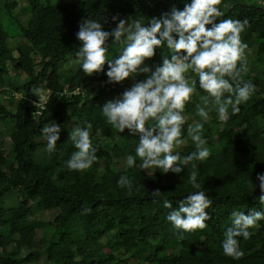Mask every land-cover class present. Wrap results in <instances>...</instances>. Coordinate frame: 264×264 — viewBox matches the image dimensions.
<instances>
[{
  "label": "trees",
  "instance_id": "obj_1",
  "mask_svg": "<svg viewBox=\"0 0 264 264\" xmlns=\"http://www.w3.org/2000/svg\"><path fill=\"white\" fill-rule=\"evenodd\" d=\"M1 1L0 82L3 74L8 72L6 62L9 60L25 73L27 80L14 111L0 107V115L4 114L13 124L9 138L15 161L14 164L6 163V156L0 149V197L17 189L33 205L26 206L25 200V214L16 219L0 218V228L8 226L10 233L23 231L33 209L57 210L49 235L40 237L41 249L20 259L12 252L1 258L3 264L20 261L37 264L42 257L46 264H264V220L259 222L258 228L250 229V239L238 238L243 251L239 259L225 256L221 248L233 210L243 211L245 215L250 210L264 212L257 180V174L264 172V95L258 98L252 95L239 106L238 113H229L230 118L223 123L218 136L223 142L220 153L211 152L207 160L195 161L197 179L212 200L211 207L205 209L209 214L207 227L192 232H201L209 242L206 248H199L173 234L165 219L169 209L163 207V200L168 199L172 201V208H176L178 201L193 191L187 183L190 166L182 169L180 174L140 175L116 172L112 166L114 158L135 155L138 135L129 134L127 129L123 133L112 129L101 115L100 106L134 81L126 78L123 83H107L103 72L86 76L80 68L64 78L60 71L61 64L69 58L77 59L75 53L79 41L75 33L83 18H101L103 30L111 31L118 23L117 19H112L117 14L131 23L141 17L147 23L151 17H159L172 6L182 9L181 0H24L29 8V17L24 22L13 12L12 3ZM218 7L224 13L218 19H246L247 27L255 28L264 40V11L256 5H249L245 0H221ZM10 39H19L15 57L8 48ZM109 43L108 56L113 58L119 52L117 46L111 44V37ZM160 54L168 55V49L157 50L146 63L150 66L159 64ZM34 57L43 65L39 73L35 72ZM143 78L144 74L136 77ZM42 79L46 80L48 95L44 106L37 108L35 114L36 107L32 106L35 96L31 90ZM242 80L246 81L245 76ZM81 86L89 90L85 98L68 94ZM195 108L189 102L185 112L198 121ZM71 120L75 127L83 126L82 121L92 124L90 135L97 147L96 161L82 173L66 167L65 162L75 151L68 130L62 132L64 147L61 151L57 149L42 156L36 151L41 145L37 139L42 136L43 127L51 123L64 126ZM187 123L190 124L189 120ZM208 125L204 123L203 133L207 147L212 143ZM103 131H109L111 135L106 147L101 137ZM190 144L192 152L191 140ZM110 147L115 149L110 151ZM104 160L110 167L99 171L97 163ZM120 175L133 180L130 193L117 186ZM156 189L161 191V197L152 196L151 192ZM21 208L22 204H19L15 209ZM85 208L90 211L85 213ZM212 234L216 236L211 237ZM6 239L0 238V246H5Z\"/></svg>",
  "mask_w": 264,
  "mask_h": 264
},
{
  "label": "clouds",
  "instance_id": "obj_2",
  "mask_svg": "<svg viewBox=\"0 0 264 264\" xmlns=\"http://www.w3.org/2000/svg\"><path fill=\"white\" fill-rule=\"evenodd\" d=\"M182 9L172 6L159 17H151L144 22L138 18L132 23L120 19L111 31L103 30L101 18H83L75 33L79 41L75 53L79 68L86 76L101 72L107 83H123L133 80L118 96L106 100L100 106L106 124L118 133L127 129L129 134L138 135L135 155L128 154L124 164L128 168L137 166L145 170L159 171L162 174H180L190 166L187 183L193 191L178 201L172 208V201L163 200V207L169 209L165 219L173 234L183 238L185 233L203 230L212 200L206 189L198 181L195 161H205L211 155L203 136L204 123L215 111L217 119L226 123L230 112L236 114L240 105L249 101L256 90L250 81L242 80L247 56V44L241 39L248 21L239 19H218L224 13L218 5L221 0H181ZM116 21L117 17L112 18ZM119 52L109 58V38ZM168 49V55H161V62L150 66L157 50ZM105 65L107 67L105 68ZM144 74L143 79H136ZM202 90V94L200 91ZM34 96L44 100L43 90L34 87ZM199 97L196 104L198 121L188 124L185 106ZM83 126L73 127L70 140L75 148L67 159L66 167L76 172L90 169L96 161L97 147L90 135L92 124L81 122ZM187 137L183 135L185 131ZM61 128L51 123L41 130L46 141V152H55ZM122 138V137H121ZM190 139L194 151L181 155V146ZM264 204V172L257 174ZM253 185V183L251 182ZM117 186L129 193L133 190V180L120 175ZM254 187L251 188V191ZM153 197H161L159 189L151 192ZM90 211L85 208L84 212ZM264 220V212L233 210L230 225L223 233L222 253L232 259L243 255L240 241L250 239V229L259 227Z\"/></svg>",
  "mask_w": 264,
  "mask_h": 264
},
{
  "label": "rangeland",
  "instance_id": "obj_3",
  "mask_svg": "<svg viewBox=\"0 0 264 264\" xmlns=\"http://www.w3.org/2000/svg\"><path fill=\"white\" fill-rule=\"evenodd\" d=\"M78 1V0H73ZM249 5H256L259 10L264 11V0H245ZM0 4L3 2L0 0ZM9 3H12V10L16 14L19 20L25 21L29 17V8L24 3V0H8ZM117 20L124 19L126 22L131 23V21L121 15H116ZM241 39L244 43L247 44L246 49V64L245 68L242 72V77L245 76L246 81H250L256 86V90L253 94L254 98H258L264 95V40L256 33L255 28L246 27V29L241 33ZM19 39H10L8 41V48L11 51L12 55L15 57L17 56V52L15 51V47L19 44ZM27 52H30L29 48L25 49ZM262 53V55H260ZM260 56V59H259ZM35 61V72L39 73L43 65L37 63V59L34 57ZM39 61V58H38ZM79 68V64L77 59L69 58L68 61L64 62L60 66V71L63 77H67L71 72L76 71ZM6 69L7 74H3V81L0 82V107L5 108L8 111H14L15 103L22 98L23 92L22 87L26 82V75L25 73L17 68L15 62L9 60L6 62ZM45 69V68H44ZM46 80L42 79L37 87H40L43 90V94L45 99L41 100L39 97L35 96V99L32 100V106L36 107L34 111L35 114L38 113L37 108L40 109L44 106V103L47 99L48 90L46 88ZM88 88L85 86H81L76 88L73 92L68 93L69 95H81L82 97H86L88 93ZM202 94V90H198ZM199 103V97L194 96L192 100V104L196 107V104ZM187 120L189 123L196 122V118L192 115H188ZM217 119V114L210 113V118L207 121L211 129V145L208 146L212 153H220L223 142L219 141L218 136L222 130L223 123L212 122L214 119ZM13 124L9 122V119L4 115H0V149L2 153L6 156V163L14 164V160L12 159V149L13 145L9 138V133L12 129ZM59 139L57 140L56 149L61 151L64 147V139L62 136L63 130H68L69 132L75 125L73 124L72 120L68 122L66 125L61 126ZM203 129V133L205 132ZM101 137L104 140L105 147L108 145V141L111 139V135L109 131H103L101 133ZM41 145L37 147V155L42 156L46 154V141L41 136L37 139ZM109 147V146H108ZM115 148L110 147V151H113ZM191 150L190 140H187V143L181 146V155H187ZM125 158H114L112 159V166L114 171L116 172H123V173H133L136 174H153L157 171L152 170H145L141 169L137 164L134 168H128L124 164ZM111 166V167H112ZM109 166L107 160L99 161L97 163V168L99 171L106 170ZM4 170H6L4 168ZM182 172V171H181ZM161 173V172H160ZM171 173V172H169ZM25 198L22 196L21 192L17 189H14L7 194H3L0 197V218L5 217H13L19 218L20 216L24 215L26 212V207H24L23 202H25ZM26 206H32L33 203L28 198ZM19 204H22L21 209H15L18 207ZM37 209V208H36ZM33 209L31 215L28 218V226L24 227V230H19L14 233L9 232V227L4 226L0 228V238L3 240L5 237L7 239L4 241L3 245L0 246V264H3L1 258H6L9 256L10 253L14 252L16 259H20L22 257L27 256L29 253H35L41 249V236L46 234L49 235V230L51 229V222H53L54 217L57 214L56 209H46V210H36ZM216 234H212L211 237H215ZM183 239L189 242L192 245H195L199 248H206L209 245V242L206 240L205 235L201 232L195 233H185ZM1 245V243H0ZM132 262H135L132 260ZM16 264H33L31 262H17ZM37 264H46L44 257H42ZM146 264V263H143Z\"/></svg>",
  "mask_w": 264,
  "mask_h": 264
}]
</instances>
